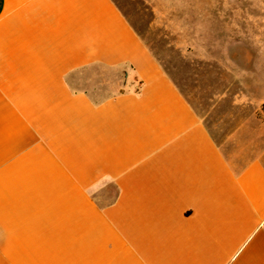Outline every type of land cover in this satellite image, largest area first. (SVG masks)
Instances as JSON below:
<instances>
[{
    "label": "crops",
    "instance_id": "1",
    "mask_svg": "<svg viewBox=\"0 0 264 264\" xmlns=\"http://www.w3.org/2000/svg\"><path fill=\"white\" fill-rule=\"evenodd\" d=\"M226 101L117 0H0V264H264V58Z\"/></svg>",
    "mask_w": 264,
    "mask_h": 264
},
{
    "label": "rangeland",
    "instance_id": "2",
    "mask_svg": "<svg viewBox=\"0 0 264 264\" xmlns=\"http://www.w3.org/2000/svg\"><path fill=\"white\" fill-rule=\"evenodd\" d=\"M177 79L201 78L252 115V57L264 58V0H117ZM118 88V71L106 73Z\"/></svg>",
    "mask_w": 264,
    "mask_h": 264
}]
</instances>
